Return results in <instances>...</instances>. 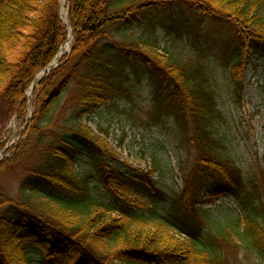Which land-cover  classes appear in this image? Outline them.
<instances>
[{
  "label": "trees",
  "instance_id": "trees-1",
  "mask_svg": "<svg viewBox=\"0 0 264 264\" xmlns=\"http://www.w3.org/2000/svg\"><path fill=\"white\" fill-rule=\"evenodd\" d=\"M60 7L0 0L1 119L24 121L27 90L68 36ZM65 9L70 51L35 86L25 122L22 145L33 141L37 159L22 160L18 200L0 190V264H226L240 248L264 264V202L215 129L223 87L240 103L246 63L264 61V0H66ZM166 36L186 47L162 51ZM144 82L149 116L192 130L194 165L176 193L156 185L154 169L119 162L83 124ZM82 160L89 167L77 170ZM227 198L231 216L212 218Z\"/></svg>",
  "mask_w": 264,
  "mask_h": 264
},
{
  "label": "rangeland",
  "instance_id": "rangeland-1",
  "mask_svg": "<svg viewBox=\"0 0 264 264\" xmlns=\"http://www.w3.org/2000/svg\"><path fill=\"white\" fill-rule=\"evenodd\" d=\"M65 4L64 0H60L61 8L64 5L66 12ZM61 11L60 9V14ZM175 44L172 38L166 36L160 48L162 51L177 52L186 47L180 42ZM69 51L70 45L62 57ZM58 64L59 62L57 66ZM244 74L240 103L230 97L227 86L223 87L221 100L224 122H217L215 129L216 135L223 140L227 154L246 180L247 188L258 191L264 202V61L258 60L252 64L247 62ZM151 90L152 85L144 82L135 88L127 104H117V110L102 108L84 119L83 124L95 134L101 132L100 135L112 148V154L119 162L133 168L154 169L156 185L167 194L176 193L181 190L184 178L194 165L193 141L189 137L192 130L186 131L171 118L164 117L162 121L160 117L152 119L149 116L154 106ZM29 92L30 89L25 94L27 106L24 121L15 116L8 120L0 118V161H11L1 173L0 190L7 197L16 200L19 198L18 186L24 178L25 162L22 160L37 159L33 141L26 146L22 145L28 139L24 132L25 122L32 117L34 111V96ZM64 114L63 109L57 110L51 126L62 128ZM18 152L22 156L13 162ZM88 167L87 161L82 160L76 169L83 171ZM93 193L100 197L101 190L95 187ZM216 204V209H209L213 210L212 218L216 219L231 216L229 211L236 205L232 198ZM226 264L257 263L252 253L248 254L240 248L229 255Z\"/></svg>",
  "mask_w": 264,
  "mask_h": 264
},
{
  "label": "bare ground",
  "instance_id": "bare-ground-1",
  "mask_svg": "<svg viewBox=\"0 0 264 264\" xmlns=\"http://www.w3.org/2000/svg\"><path fill=\"white\" fill-rule=\"evenodd\" d=\"M61 10H62L61 11V16H62L63 19H65L66 12H65L63 6H62ZM70 41H71V38L68 37L67 41L60 47L59 52L57 54V57H55V59L52 61V64H51L52 67H54V65L57 64V61L62 57V54L69 49ZM42 75H43L42 72L37 74V76L35 78V82H37L41 78Z\"/></svg>",
  "mask_w": 264,
  "mask_h": 264
},
{
  "label": "water",
  "instance_id": "water-1",
  "mask_svg": "<svg viewBox=\"0 0 264 264\" xmlns=\"http://www.w3.org/2000/svg\"><path fill=\"white\" fill-rule=\"evenodd\" d=\"M64 23L66 24V22L64 21ZM70 38H71V36H72V33H71V29H69V35H68ZM57 67V65H54V67H52V66H48L46 69H44L43 71H42V74H44L45 72H49V71H51V70H53L54 68H56ZM39 81V80H38ZM37 81V82H38ZM37 82L35 83V84H32L31 85V91H33V88L35 87V85L37 84Z\"/></svg>",
  "mask_w": 264,
  "mask_h": 264
}]
</instances>
